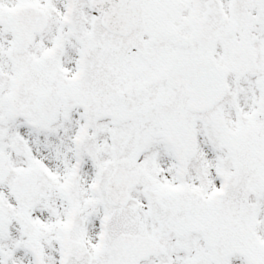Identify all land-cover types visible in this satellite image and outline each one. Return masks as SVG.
<instances>
[{
    "label": "snow or ice",
    "instance_id": "obj_1",
    "mask_svg": "<svg viewBox=\"0 0 264 264\" xmlns=\"http://www.w3.org/2000/svg\"><path fill=\"white\" fill-rule=\"evenodd\" d=\"M0 264H264V0H0Z\"/></svg>",
    "mask_w": 264,
    "mask_h": 264
}]
</instances>
